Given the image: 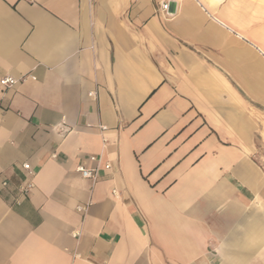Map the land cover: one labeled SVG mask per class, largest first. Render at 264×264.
Returning <instances> with one entry per match:
<instances>
[{"label": "crops", "instance_id": "1", "mask_svg": "<svg viewBox=\"0 0 264 264\" xmlns=\"http://www.w3.org/2000/svg\"><path fill=\"white\" fill-rule=\"evenodd\" d=\"M163 1L0 0V264H264L262 0Z\"/></svg>", "mask_w": 264, "mask_h": 264}, {"label": "built area", "instance_id": "2", "mask_svg": "<svg viewBox=\"0 0 264 264\" xmlns=\"http://www.w3.org/2000/svg\"><path fill=\"white\" fill-rule=\"evenodd\" d=\"M171 2H172V0H165L160 4V8L162 9V11L166 15L172 14V12L169 10ZM31 78H33V77L31 76ZM18 80H23V77L15 78L12 76H3L0 78V100L4 97L6 92L9 89H11L18 82ZM88 95L94 97L96 95V92L95 91L88 92ZM90 160L94 161V160H97V158L94 156H91ZM22 167L27 170V169H29V164L23 163ZM76 171L79 172V174L82 177L91 178V179L96 178V169H88V168H85L83 166H78L76 168ZM4 184H5V182H3V185ZM30 187H31V184H27L24 188H22V192H24V193L28 192ZM77 210H81V207H77Z\"/></svg>", "mask_w": 264, "mask_h": 264}, {"label": "rangeland", "instance_id": "3", "mask_svg": "<svg viewBox=\"0 0 264 264\" xmlns=\"http://www.w3.org/2000/svg\"><path fill=\"white\" fill-rule=\"evenodd\" d=\"M263 6H264V0H262ZM264 8V7H263Z\"/></svg>", "mask_w": 264, "mask_h": 264}]
</instances>
